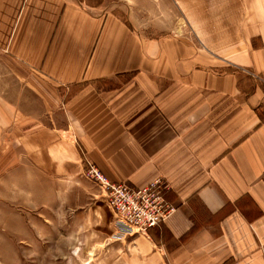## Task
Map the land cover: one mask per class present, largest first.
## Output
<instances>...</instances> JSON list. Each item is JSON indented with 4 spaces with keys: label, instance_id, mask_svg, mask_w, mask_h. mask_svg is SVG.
Wrapping results in <instances>:
<instances>
[{
    "label": "crops",
    "instance_id": "crops-1",
    "mask_svg": "<svg viewBox=\"0 0 264 264\" xmlns=\"http://www.w3.org/2000/svg\"><path fill=\"white\" fill-rule=\"evenodd\" d=\"M0 64L3 202L66 182L109 226L87 165L161 179L145 261L264 264V0H0Z\"/></svg>",
    "mask_w": 264,
    "mask_h": 264
},
{
    "label": "rangeland",
    "instance_id": "rangeland-1",
    "mask_svg": "<svg viewBox=\"0 0 264 264\" xmlns=\"http://www.w3.org/2000/svg\"><path fill=\"white\" fill-rule=\"evenodd\" d=\"M4 70L0 64V93L14 94ZM85 171L82 186L88 188L93 182ZM25 194H11L10 203L0 194V264H149L132 242L136 235L117 227L114 211L104 226L91 208H73L80 195L68 183H44L40 191Z\"/></svg>",
    "mask_w": 264,
    "mask_h": 264
},
{
    "label": "built area",
    "instance_id": "built-area-1",
    "mask_svg": "<svg viewBox=\"0 0 264 264\" xmlns=\"http://www.w3.org/2000/svg\"><path fill=\"white\" fill-rule=\"evenodd\" d=\"M85 170L106 195L115 213L116 225L125 235L148 236L149 230L174 210L163 189L168 185L161 179L137 188L127 182L112 181L95 164L90 163Z\"/></svg>",
    "mask_w": 264,
    "mask_h": 264
},
{
    "label": "trees",
    "instance_id": "trees-1",
    "mask_svg": "<svg viewBox=\"0 0 264 264\" xmlns=\"http://www.w3.org/2000/svg\"><path fill=\"white\" fill-rule=\"evenodd\" d=\"M132 75H133V72H129V73H124V74H119V77L121 78V81L124 82L128 80ZM83 85L84 84H79L78 86L75 87V90L82 88ZM163 189L166 194L168 188H163Z\"/></svg>",
    "mask_w": 264,
    "mask_h": 264
}]
</instances>
